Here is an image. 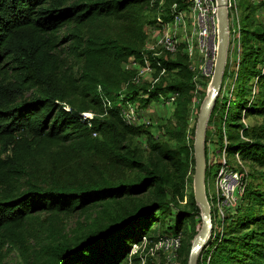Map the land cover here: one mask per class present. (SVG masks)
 <instances>
[{
  "label": "trees",
  "instance_id": "1",
  "mask_svg": "<svg viewBox=\"0 0 264 264\" xmlns=\"http://www.w3.org/2000/svg\"><path fill=\"white\" fill-rule=\"evenodd\" d=\"M151 1L0 0V264L15 251L22 264H123L143 237L157 240L156 232L163 238L182 235L180 251L187 252L188 263L192 245L186 238L193 240L202 226L201 210L188 194L195 161L187 134L196 90L189 57L181 50L173 60L157 59L139 40L87 29L103 18L132 19ZM191 1L166 0L163 24H171ZM247 1L240 3L244 11ZM252 24L250 17L241 21L234 89L221 99L227 62L208 127L218 125L217 143L228 157L239 154L243 163L264 170V122L244 123L264 118V31ZM131 58L165 70L167 79L137 83L124 69ZM173 94L174 121L166 134L174 144L156 142L148 129L121 116L127 104L146 109ZM89 111L92 119L83 116ZM141 136L148 139V155L135 144ZM207 143L208 135V164ZM83 156L105 159L132 177L87 183L44 175L46 161L63 165ZM254 179L260 183L247 184L241 207L227 218L223 235L211 237L198 264H264V172ZM95 208L107 218L94 220L80 235L48 227H54L53 217H88ZM187 223L192 227L185 232ZM141 251L130 256L134 262L142 260Z\"/></svg>",
  "mask_w": 264,
  "mask_h": 264
},
{
  "label": "rangeland",
  "instance_id": "2",
  "mask_svg": "<svg viewBox=\"0 0 264 264\" xmlns=\"http://www.w3.org/2000/svg\"><path fill=\"white\" fill-rule=\"evenodd\" d=\"M228 1L232 4V8H229L230 45L227 59V62L229 63V76L226 78L221 99L230 95L228 94L229 90L230 93L233 92L234 84L237 79L241 50V21L244 18L250 17L253 21L251 29L253 28L256 30L264 31V0H248L247 2L249 4V8L245 11L240 8L241 0ZM165 3L166 0H152L150 4H146L143 6V8L137 13V16H134L135 19L132 18L128 20L103 18L92 23L90 27H87V29H89V32L93 34L95 33L97 35L102 36L109 35L113 38H119L128 42L139 40V44L144 52H152L153 54L156 53L157 55L155 57L157 59L161 58L164 60H173L176 58L178 53L170 54L164 52L160 44L161 39L164 37L168 30L167 24H163V22L161 21L162 14L165 13ZM172 9H176V5L172 6ZM183 13L185 26L181 25L177 29H173L171 33L173 34V36L176 37L177 41L179 42V52H181L182 50L183 53H188V43L193 40L194 55L191 57L190 66L195 73L194 82L196 83V90L193 93L192 104L190 107L189 131L187 134V142L188 145H190L191 141H193L194 146L199 114L201 111V107L211 90L215 65L213 66V74L209 77H203L199 74V68L203 64V57L200 56V52L196 48L197 41L196 37L194 38L192 28L193 21L189 13V9L184 11ZM148 20L153 21V23H148ZM245 22L248 25L250 23V20H247ZM134 24H137V26L139 27L137 32H134L129 27ZM170 27L172 28V26ZM61 49H67V47L60 48V50ZM213 52L214 49L213 47H211L208 52V54L210 55L209 58L211 60ZM124 69L128 72H133L135 74L134 81H139V84L147 83L153 85V83L157 79L159 83H161V81L165 78L167 79V73H159L156 69L146 71L145 66L136 62L134 58L129 59L128 62L124 64ZM67 108L69 107L67 106ZM136 112L138 117L136 125L138 127L148 129L156 142L168 141L170 144H174V142L168 140L169 137L166 134L167 130L173 126L172 124L174 121V105L167 106L164 104V101L160 99L159 101L151 103L150 106L146 109H141L139 105L136 104ZM87 114L89 115L88 117H94L93 111H89ZM263 122L264 118L262 117H254L244 121V123L249 126L254 124H262ZM217 129L218 125L215 124L211 127H208L207 130L208 164H206L208 165V167L211 168L209 170L206 181V193L209 198L210 194L214 195L216 192V176L224 160V151L220 148L219 144L217 143ZM193 130H195V132L192 134ZM135 144L139 148L140 152L144 153L145 155H148L149 143L146 136H141L140 138L136 139ZM59 150L60 149L58 147L54 148L55 152ZM228 160L230 161L231 165L237 166L236 161H234V156H229ZM54 162L56 161L52 159L44 163V175H47L49 177L56 176L60 181L64 182L81 181L88 183L100 179H107L111 182H118L121 180H128L132 177L131 172H124L113 164H111L109 161L100 158H93L92 156H83L81 158L76 159L75 161H71L63 165H60L58 162L56 164H53ZM243 165V172L246 173V175L248 176L247 184L249 183V186H255L257 183H260V181L257 182V180L254 178H259L260 173L264 172V170L246 162H244ZM188 194H194V174L192 175V182L190 183L188 188ZM242 198L237 200L235 204L225 210V217L223 221L215 225V229L211 237L217 239L218 236L223 235L227 218L232 217L236 214L237 210L241 207ZM109 210L112 214L116 213V207L114 206L109 207ZM101 213V208H95L93 211L90 212V215L88 217H80L77 215H61L53 217L52 224L54 225V227H48L53 231V228H55L57 231L64 232L66 235L73 237L76 234L80 235L91 225L94 220L98 218H107V216H104ZM191 227V224L187 223L184 229L185 232L190 231ZM154 235L156 236L157 240L153 242L147 241V243L142 248H140L142 249L140 253L142 260L139 263H136L132 260L130 256L135 255L136 253L133 254V252H131V255L124 261L123 264H148V260L149 264H185L187 252L181 253L180 249L177 253H171L162 250L161 248H158V242L163 237L159 236L158 232H156ZM186 239L188 240V244L192 245L195 238L193 240L189 237ZM6 262L7 264H22L21 258L17 251L11 253L10 256L7 258Z\"/></svg>",
  "mask_w": 264,
  "mask_h": 264
},
{
  "label": "built area",
  "instance_id": "3",
  "mask_svg": "<svg viewBox=\"0 0 264 264\" xmlns=\"http://www.w3.org/2000/svg\"><path fill=\"white\" fill-rule=\"evenodd\" d=\"M229 8H232L231 2H229ZM189 13L191 15L193 24V34L196 37V48L200 52V56L203 57V64L199 68V74L203 77H209L213 74V66L215 65L217 55V39L219 35L218 27V9L217 0H192ZM184 13L179 12L175 15L174 21L168 24V30L164 37L161 39L160 44L164 52L170 54H176L179 52V42L176 37L173 36L171 31L177 29L179 26L184 25ZM172 26V28L170 27ZM189 49L186 53L191 61V57L194 55L193 40L188 43ZM213 47L214 52L212 54V60L209 58V50ZM157 54L154 53L153 56ZM146 71H151L150 63L145 62ZM193 71V69H192ZM164 74L165 70L162 71ZM194 72V71H193ZM195 74V73H194ZM139 83V81H136ZM158 79L153 83H158ZM196 84V83H195ZM178 98V94L170 95L169 97H160L167 106L175 105ZM110 106V104H109ZM86 119H92L85 113L83 115ZM121 116L123 120L132 126H137V112L136 104H127L121 110ZM224 160L216 176V192L214 195L210 194V198L207 195V199L210 205L214 226L222 222L225 217V210L230 208L237 200L243 197L247 186L246 173L243 172V161L239 154L235 155L234 161L237 166L231 165L226 152L224 151ZM148 239L143 237L139 244L133 246V254L142 248ZM182 247V235L171 236L161 238L158 242V248L171 253H177Z\"/></svg>",
  "mask_w": 264,
  "mask_h": 264
},
{
  "label": "water",
  "instance_id": "4",
  "mask_svg": "<svg viewBox=\"0 0 264 264\" xmlns=\"http://www.w3.org/2000/svg\"><path fill=\"white\" fill-rule=\"evenodd\" d=\"M218 9V51L211 90L205 99L198 118L194 142V196L201 210L202 226L195 237L187 264H198L199 256L211 239L215 229L206 193V148L205 141L211 113L220 95L227 65L230 45L229 1L217 0Z\"/></svg>",
  "mask_w": 264,
  "mask_h": 264
}]
</instances>
